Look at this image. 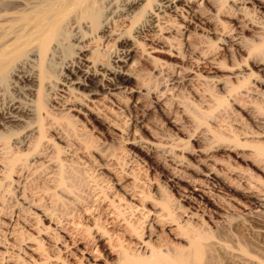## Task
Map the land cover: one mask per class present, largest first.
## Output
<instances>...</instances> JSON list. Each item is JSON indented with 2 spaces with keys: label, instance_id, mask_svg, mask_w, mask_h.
Returning <instances> with one entry per match:
<instances>
[{
  "label": "rangeland",
  "instance_id": "374dc122",
  "mask_svg": "<svg viewBox=\"0 0 264 264\" xmlns=\"http://www.w3.org/2000/svg\"><path fill=\"white\" fill-rule=\"evenodd\" d=\"M40 2L0 0V14ZM120 6L109 36L81 29L75 37L84 34L85 53L104 64L130 40L127 90L93 103L74 92L67 111L52 85L24 137L19 125L6 134L0 264H31L38 245L61 264H84L73 249L68 257L48 248L42 228L61 244L82 234L97 264L264 262V0H191L188 18L167 15L141 36L149 6ZM26 84L4 100L26 101ZM106 241L124 257L108 254ZM142 241L153 254L137 249Z\"/></svg>",
  "mask_w": 264,
  "mask_h": 264
},
{
  "label": "bare ground",
  "instance_id": "6f19581e",
  "mask_svg": "<svg viewBox=\"0 0 264 264\" xmlns=\"http://www.w3.org/2000/svg\"><path fill=\"white\" fill-rule=\"evenodd\" d=\"M42 1L35 7H32L33 4L32 6L28 5L32 8L25 9L26 11L20 12V14L17 12L12 15L4 13V16L0 14L2 21L10 23L7 26L0 24V154L5 153V150L8 149V141L6 140L9 137L7 135L11 132L9 130L11 126L15 128L20 126L19 134L21 137L25 130L26 133L29 131L34 121L36 123L39 121L40 111L44 105L43 97L52 85H58L57 96L63 98L67 111L76 109L74 108V92H79L89 102L93 103L100 97L111 96L114 92L127 90L126 86L132 79L127 68L132 66L130 62L134 56V45L130 44L129 39L122 40L121 48L111 57L110 64H104L103 61L99 62L96 59V55L88 57V53H85L86 49H83L85 47L81 43L84 34L79 36L80 41L75 37L81 29L85 31L98 29L101 33L99 38H105L112 33L108 27L112 10L121 11L118 7L122 5L123 8L125 7V11L131 10L129 12H133L138 8L149 6L151 10L144 11L143 19L136 27V35L141 36L148 31L160 29L159 21L167 15L188 18L183 16V13L191 10L189 6L191 0ZM9 3L19 5L15 1L4 4ZM118 17L122 16L119 15ZM186 21L188 20L185 19ZM74 43H77L76 45L82 44L75 54L76 45ZM25 81L27 82L25 86V88L27 87L26 101H21L20 98L4 100V95L9 88L18 89V83ZM19 90L21 91V87ZM22 93L24 94V92ZM76 112L80 113L79 110ZM23 139L15 136L11 140L14 144L23 146L25 141ZM15 162L14 159H11L9 164L6 163L8 164L7 167L11 166L13 169ZM136 210H138L137 207ZM50 231L42 228L39 233L45 236L46 244L51 250L56 249L69 257L72 255L71 250L73 249L74 257L84 264H97L99 261L100 254L96 248L94 249L88 244L82 234L80 236L74 234V242L72 243H66L64 240L65 244H61L63 238L59 242L57 237L49 235L52 234ZM108 242L110 243V241ZM108 242L106 241V243ZM111 244L105 245L107 253L117 258L124 257L125 249L116 248ZM195 246L197 247L194 241L193 247ZM35 248L39 259L30 260L31 264H61V259L58 258L61 257L60 255L58 257L45 256L39 245ZM137 249L150 254L154 253L143 241L138 243ZM28 250L30 251V248ZM124 258L125 264H142L132 258ZM260 264H264V262H260Z\"/></svg>",
  "mask_w": 264,
  "mask_h": 264
}]
</instances>
